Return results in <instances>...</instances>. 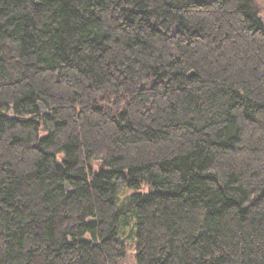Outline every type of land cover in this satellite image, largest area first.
Returning <instances> with one entry per match:
<instances>
[{"label":"trees","instance_id":"16d2710c","mask_svg":"<svg viewBox=\"0 0 264 264\" xmlns=\"http://www.w3.org/2000/svg\"><path fill=\"white\" fill-rule=\"evenodd\" d=\"M127 215L135 264H264V0H0V264Z\"/></svg>","mask_w":264,"mask_h":264},{"label":"rangeland","instance_id":"374dc122","mask_svg":"<svg viewBox=\"0 0 264 264\" xmlns=\"http://www.w3.org/2000/svg\"><path fill=\"white\" fill-rule=\"evenodd\" d=\"M97 168V164H94V169ZM131 192L124 191L118 196V206L124 208L128 194ZM118 231L120 238L124 246V258L120 264H135V228L132 227L131 216L127 215L121 219L118 225Z\"/></svg>","mask_w":264,"mask_h":264},{"label":"water","instance_id":"95a60500","mask_svg":"<svg viewBox=\"0 0 264 264\" xmlns=\"http://www.w3.org/2000/svg\"><path fill=\"white\" fill-rule=\"evenodd\" d=\"M37 108H38V110L40 111V113H43V114H47V113H49V112L46 110V108H45L41 103H39V104L37 105Z\"/></svg>","mask_w":264,"mask_h":264}]
</instances>
